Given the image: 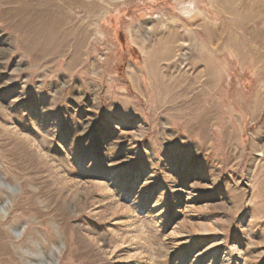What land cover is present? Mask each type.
Here are the masks:
<instances>
[{"label":"rangeland","instance_id":"rangeland-1","mask_svg":"<svg viewBox=\"0 0 264 264\" xmlns=\"http://www.w3.org/2000/svg\"><path fill=\"white\" fill-rule=\"evenodd\" d=\"M0 264H264V0H0Z\"/></svg>","mask_w":264,"mask_h":264},{"label":"bare ground","instance_id":"bare-ground-1","mask_svg":"<svg viewBox=\"0 0 264 264\" xmlns=\"http://www.w3.org/2000/svg\"><path fill=\"white\" fill-rule=\"evenodd\" d=\"M208 79V78H207ZM209 80V79H208ZM207 83V82H206Z\"/></svg>","mask_w":264,"mask_h":264}]
</instances>
